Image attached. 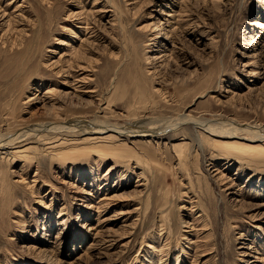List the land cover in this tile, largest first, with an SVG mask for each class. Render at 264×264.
<instances>
[{
  "label": "rangeland",
  "instance_id": "rangeland-1",
  "mask_svg": "<svg viewBox=\"0 0 264 264\" xmlns=\"http://www.w3.org/2000/svg\"><path fill=\"white\" fill-rule=\"evenodd\" d=\"M54 103L92 127H170L33 130L2 150L0 264H264V155L204 145L196 159L201 126L172 123L237 125L239 142L264 145L248 131L264 127V0H0V135L53 120ZM99 140L117 153L9 157ZM161 217L169 246L156 253Z\"/></svg>",
  "mask_w": 264,
  "mask_h": 264
},
{
  "label": "bare ground",
  "instance_id": "bare-ground-1",
  "mask_svg": "<svg viewBox=\"0 0 264 264\" xmlns=\"http://www.w3.org/2000/svg\"><path fill=\"white\" fill-rule=\"evenodd\" d=\"M178 16V15H177ZM24 19V18H23ZM179 19V18H178ZM8 22V21H7ZM88 23V22H87ZM252 24H254V25H257V26H259L261 23L259 22V21H256L255 23H252ZM87 26V25H86ZM7 27H10V26H7ZM9 30V29H8ZM19 32V31H18ZM85 32V31H84ZM86 32H87V30H86ZM90 33V32H89ZM23 36V35H22ZM5 41V40H4ZM14 42V41H13ZM15 45V44H14ZM22 45V44H21ZM12 51V50H11ZM79 53V52H78ZM77 53V54H78ZM81 53V52H80ZM83 54V53H82ZM84 55V54H83ZM171 57V56H170ZM21 65V64H20ZM22 65H24V66H27V65H25V64H22ZM23 66V67H24ZM22 67V66H21ZM28 67V66H27ZM69 68V67H68ZM26 69V68H25ZM31 70V69H30ZM25 71V73H30L31 71ZM71 70V69H70ZM21 72V71H20ZM22 72H23V70H22ZM24 73V72H23ZM60 74V73H59ZM162 85V84H161ZM146 88V87H145ZM40 89V88H39ZM43 89V88H42ZM41 89V90H42ZM145 92V91H144ZM147 92H148V90H147ZM167 92H168V90L166 89V88H163L162 89V93H164V95H167ZM57 92H56V89H55V86H54V88L53 87H49V89L48 90H46V92H45V95H58V94H56ZM160 93V92H159ZM147 95V94H146ZM62 96V95H61ZM158 96V95H157ZM161 96V95H160ZM159 96V97H160ZM151 97V96H150ZM171 97V96H170ZM19 98H20V96H19ZM33 99H35L34 97L33 98H31L30 100H33ZM37 100V99H36ZM144 100H146V99H144ZM170 100V99H169ZM12 101V100H11ZM19 101V100H18ZM134 103V102H133ZM55 104V103H54ZM58 105H53L54 107H53V110H52V113L54 114L53 116H51V117H53V120H51V121H47L46 120V122L44 121L43 123H39V122H41V121H38V125H37V128H33V129H30V130H27V131H23L22 130V133L21 134H15V135H12V137H11V135L9 134L8 135V133L7 134H3V135H0V159L1 160H4L5 159V157H1L2 156V154H4V152L2 153V150H6V148H13V147H15V145L16 144H19V143H21L22 141H24L25 140V138L29 135V134H32V132H33V130L34 131H48L49 130V132H53V133H62L63 131H68V132H74L73 130L75 129V128H79V130H82V131H84V132H87V134H101V133H103V132H107L108 130H114L113 132H117L118 133V135H120L121 134V136H126V138H130V137H134V136H137V135H142L143 136V134H145V133H150V135L151 136H159L158 135V133H161L162 131H163V129H168L169 127H167V126H161L162 124V122H158L157 124H160L159 126H161V127H159L158 125V128H155V126L152 128V129H149L148 130V128H144L143 126H141V127H137V126H132V127H128V128H126V129H122V127H119L118 125H113V124H106V123H103V124H94V127H92V126H90L89 124H87V123H85L84 122V120H79V119H77V118H72V115L70 114V113H68L67 114V109H66V112H62V109H63V107L62 106H60V104L59 103H57ZM134 104H132L131 105V107L133 108L134 106H133ZM151 105H153V103L151 104ZM155 105V104H154ZM9 106H11V105H9ZM57 106H60V107H58L57 108ZM136 106V105H135ZM12 107V106H11ZM130 107V108H131ZM4 109V108H3ZM65 109V108H64ZM7 110V112L5 113V115H6V118H9V117H11V118H14L15 120H17V121H19V119H18V115H17V113H16V111H15V109L14 108H7L6 109ZM5 110V111H6ZM17 110V109H16ZM72 113V112H71ZM128 113V112H127ZM131 114H135V112H132V109H131V112H130ZM73 116H74V114H73ZM20 117V116H19ZM6 120V119H5ZM14 120V121H15ZM168 119H166V120H163V121H167ZM188 120V121H187ZM9 120L7 119L6 120V122H7V127H9V128H12V126L9 124V122H8ZM20 121H21V119H20ZM61 121H63V122H61ZM169 121H171V120H169ZM173 122V125H176V126H178V125H181V124H183V123H185V122H189V121H192V122H194V124L196 123L197 125H200L201 127H199L200 128V130L201 131H199V135L201 136V138L198 136V135H196L195 134V136H194V138H193V142H194V146H195V149H194V151H195V157H196V159H198V157H199V153H201L200 151H201V149L202 148H204L203 146L204 145H212V146H215V147H225L228 151H237L238 153H239V155H241V156H243L244 154H246L247 152H248V150H255V149H257V148H259L258 150H257V152H256V155L258 156L257 158H260V156H263L264 155V145H261V144H258V145H251V144H245V143H241V142H239L238 140H237V138H238V132H236V131H240V130H242V128L241 129H239V130H237L236 128H240V126H237V125H235V126H229V127H227L225 124H218V125H216V124H211V125H209V124H206V123H201L200 121L198 122V121H195V120H190V118H188V116L186 117V116H184V117H182V118H179V119H176V118H174V120H172ZM15 123V122H14ZM22 123V122H21ZM94 123V122H93ZM110 123V122H109ZM168 123V122H167ZM68 124V125H67ZM164 124H166V123H164ZM18 125V124H17ZM20 125H22V124H20ZM168 125V124H167ZM259 128H258V130H255V129H252V130H249L248 129V131H250V132H254V133H256V137H254V138H252V139H250V141H252V142H256V141H254L255 139L256 140H263L262 138H264V127L263 126H258ZM14 128V127H13ZM83 128V129H82ZM144 128V129H143ZM196 128V127H195ZM195 128H193V130L195 131ZM24 129V128H23ZM196 129H198V128H196ZM244 129H246V128H244ZM243 129V130H244ZM61 130H62V132H61ZM143 130H145V131H143ZM208 130V131H207ZM197 131V130H196ZM246 131V130H245ZM99 132V133H98ZM198 132V131H197ZM196 133V132H195ZM0 134H2V133H0ZM48 135V134H47ZM58 136V135H57ZM91 136V135H90ZM10 137V138H9ZM56 137V136H55ZM59 137V136H58ZM97 138V137H96ZM100 138V137H99ZM103 138V137H102ZM105 139V138H104ZM226 139H230V141H226ZM96 139H95V137H94V141H95ZM106 141V140H105ZM93 142V141H92ZM109 142V141H108ZM49 143H51V142H49ZM84 143V142H83ZM90 144L89 145H87V146H83V145H74V146H69V147H65V146H61V144H62V142H61V144H58V145H55V146H50V147H48V148H46L45 150H44V152H41L40 154H38V155H35V154H32L31 152H28V148H24V149H22L21 151H17V150H15V151H12V152H10V154H9V157H10V155L13 157V158H24V159H26V160H29V161H39V159H41V158H44V157H50L51 159H52V161L54 160V161H57V160H59V161H62V160H65V161H69L70 162V160H78L79 159V157H81V156H90V155H94V156H100L101 157V155H102V157L104 156V157H108V158H111V155L113 154V152H115V151H113L112 150V147H113V145L112 146H109L106 142H104V141H98V142H93L92 144H91V142H89ZM112 143V142H111ZM86 144V143H85ZM127 146V145H126ZM60 147H62V148H60ZM125 147V146H124ZM128 147V146H127ZM114 148V147H113ZM129 148V150H132L133 151V148L131 147H128ZM16 149V148H15ZM124 149V148H123ZM121 150V149H120ZM117 151V150H116ZM137 151V150H136ZM6 152V151H5ZM129 154H131L129 151H127ZM134 153L131 155V156H125V154H123V159H124V157H128V158H131V160L134 158L135 160H137L139 163H142V162H144L145 164L148 162V161H146V159H143L142 160V158L140 157V153L138 154V153H135V151H133ZM192 152V151H191ZM7 153V152H6ZM115 153H117V152H115ZM119 153V152H118ZM227 153V152H226ZM190 154V153H189ZM193 154H194V152H193ZM228 155H225L226 157H228L229 159L230 158H232V159H234V157H233V155H236V154H234L233 152H230V153H227ZM128 155V154H127ZM8 156V155H7ZM84 156V157H85ZM188 153L186 154V153H181L180 154V156H179V158H181V161H183V160H185V159H187L188 158ZM103 157V158H104ZM106 157V158H107ZM120 157V156H119ZM121 158V157H120ZM144 158V157H143ZM237 158L238 159H240L241 157L240 156H237ZM81 159V158H80ZM117 159V158H116ZM6 160V159H5ZM145 160V161H144ZM239 161V160H238ZM96 162H100V161H96ZM132 163V162H131ZM139 163H137V164H139ZM186 163V162H185ZM99 165H100V163H99ZM149 164H147V166H148ZM230 165V164H229ZM139 166H140V164L139 165H136V168H139ZM231 166V165H230ZM145 173V172H144ZM142 176H143V174H142ZM144 176H145V174H144ZM141 177V176H140ZM140 180V179H139ZM138 180V181H139ZM140 184L138 185V186H142V185H147L148 183H147V178L145 177V178H143L142 180H140ZM259 186V185H258ZM145 187V186H144ZM140 197V196H139ZM126 199H127V197H126ZM141 209V207L140 206H138V207H136V209L135 210H140ZM146 212V211H145ZM148 212V211H147ZM147 215H149L148 213L147 214H145V216H147ZM141 216V215H140ZM139 217V216H138ZM201 217H202V215H200V216H198V218H195V221L196 220H200L201 219ZM145 218V217H144ZM160 218V217H159ZM137 220H139V219H137ZM202 220V219H201ZM160 225L158 226V231L159 232H157L158 234L160 233V235H159V239H157L156 237L157 236H155V235H153L152 233H151V237L152 238H154V240H157L156 242H158V244H159V247H160V249L157 251V247H158V245H157V247H156V243H154L152 246H153V248L152 249H154V251L157 253H163V252H165L164 250H165V248L167 249V246H169V244H168V241H169V231L167 232V224H166V222H165V219H164V217H161V219H160ZM144 223V222H143ZM143 223H142V225H143ZM135 225H138V221H136L135 222ZM200 226V225H199ZM208 226V225H207ZM143 228V227H142ZM142 230V229H141ZM144 230V229H143ZM155 232V231H154ZM153 236H155V237H153ZM160 236H161V238H160ZM161 240H162V242H161ZM181 245V244H180ZM164 249V250H163ZM191 249V248H190ZM163 250V251H162ZM155 253V254H156ZM190 253V252H189ZM163 256L162 257H165V256H167L168 254H162ZM148 256V255H147ZM176 256V255H175ZM180 256V255H179ZM179 256H178V258H179ZM185 256V255H184ZM162 260V259H161ZM163 263V262H162ZM161 263V264H162ZM166 263V262H165ZM168 263V262H167Z\"/></svg>",
  "mask_w": 264,
  "mask_h": 264
}]
</instances>
